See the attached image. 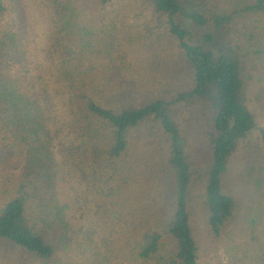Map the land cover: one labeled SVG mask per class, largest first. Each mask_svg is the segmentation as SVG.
<instances>
[{
    "label": "trees",
    "instance_id": "trees-1",
    "mask_svg": "<svg viewBox=\"0 0 264 264\" xmlns=\"http://www.w3.org/2000/svg\"><path fill=\"white\" fill-rule=\"evenodd\" d=\"M46 1L65 32L46 67L32 65L25 25H0V262L229 264L224 247L264 264L240 234L242 205L264 190V127L250 139L248 105L264 112V0H128L147 14L130 29L100 19L120 0ZM152 17L174 58L147 68L132 52ZM148 119L160 136L129 138ZM160 148L139 175V156ZM85 188L120 236L81 218Z\"/></svg>",
    "mask_w": 264,
    "mask_h": 264
},
{
    "label": "rangeland",
    "instance_id": "rangeland-1",
    "mask_svg": "<svg viewBox=\"0 0 264 264\" xmlns=\"http://www.w3.org/2000/svg\"><path fill=\"white\" fill-rule=\"evenodd\" d=\"M126 1L128 0H120L117 2V4L109 6L106 10L102 11L103 15L100 16V19L102 17L105 22L114 23L115 25L117 24L119 27L124 24L128 29L132 28L128 25L141 24L147 19L144 16L147 14H145V12L142 11L138 5L132 3L131 1L126 3ZM47 3L48 1L46 0H5L6 11L0 20V25L13 23H15L14 25H25L26 28L25 31L22 32V39L27 45L32 65L36 66L37 68H44L49 65L50 62H52L51 53L53 50L55 51V48H53L52 44V36L53 33H56V35L59 33V28H53L54 10L50 8ZM147 24L154 36L151 35L150 40L146 38L150 34H146L145 37L141 36V43L144 44V46H138L136 49L134 48L135 50L132 52V58L140 59L142 61V65H145L148 68V65L151 63V59L160 57L163 58L164 55L167 57L173 56L174 58V55L169 49L166 50V40H164L165 36L162 35L161 31L159 30V28L162 27V20H157L156 18L152 17V19ZM139 29H141V27H139ZM143 29H146V27L143 26ZM61 32L63 34L65 33L64 31ZM61 32L57 35L58 42L63 38ZM155 36L161 37V39H159L160 41L163 40L162 42L164 44V51H159L160 45L156 42ZM158 60L159 59H155V62ZM42 76L46 77L44 71H42ZM162 81L164 84L170 82L165 78H163ZM206 96L209 100H215V88L211 87ZM248 105L255 120L254 128L251 130L249 137L250 139H256L258 136V129L260 127H264V112L258 106L257 100L253 99L252 101H249ZM157 130L158 124L148 119L132 130L130 132L129 138L132 137L134 141L141 138H149L148 134L151 132L155 134V136H160L157 133ZM159 142L160 141H158V143ZM144 144L147 143L144 142ZM150 151L151 152L146 154V158H141L139 156V159L143 160L142 165L144 166L143 173H139V175H147L148 172H154L155 166L153 164L162 162V159L164 158L161 148ZM83 193V206L85 212L81 218H89L87 216L90 212V218L94 223L93 227L98 233H100L101 237L108 236L109 238H116L120 236V229L118 226L107 219L105 214H103V209L100 208V206L97 208L98 202L94 205V199H91V197L97 195V193L90 192V188H85ZM242 212L243 217H241V220L244 228L240 230L241 239H245V242L254 239V247L256 248L255 253H258V249L259 254L264 255V190L262 193H257V191L253 192L251 196L247 198V201L242 205L240 213ZM251 212L253 213L252 216L249 215ZM68 217L67 219H69ZM250 217H252L255 221H250ZM70 221L71 223L68 224V228L73 230L76 220L74 219L73 221ZM82 224L88 226L89 222H85L83 220ZM236 240L231 243V245H234ZM244 256L245 253L243 250L241 251L239 249H237L234 254L232 253V255L224 247L220 252L222 262L229 264H237V260H242L243 258L245 259ZM253 260L254 262L251 264H256L257 260ZM0 264H2V262H0Z\"/></svg>",
    "mask_w": 264,
    "mask_h": 264
}]
</instances>
